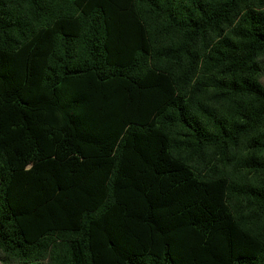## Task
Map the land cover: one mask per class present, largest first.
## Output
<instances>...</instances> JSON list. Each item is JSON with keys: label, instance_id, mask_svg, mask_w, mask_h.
<instances>
[{"label": "trees", "instance_id": "1", "mask_svg": "<svg viewBox=\"0 0 264 264\" xmlns=\"http://www.w3.org/2000/svg\"><path fill=\"white\" fill-rule=\"evenodd\" d=\"M264 0H0L1 264H264Z\"/></svg>", "mask_w": 264, "mask_h": 264}, {"label": "rangeland", "instance_id": "2", "mask_svg": "<svg viewBox=\"0 0 264 264\" xmlns=\"http://www.w3.org/2000/svg\"><path fill=\"white\" fill-rule=\"evenodd\" d=\"M261 84L264 86V78L260 80ZM1 264V263H0Z\"/></svg>", "mask_w": 264, "mask_h": 264}]
</instances>
